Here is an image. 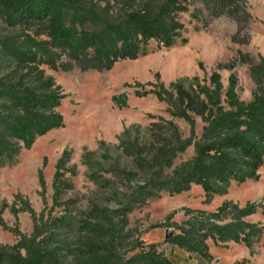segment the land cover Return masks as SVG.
I'll list each match as a JSON object with an SVG mask.
<instances>
[{"label":"trees","instance_id":"1","mask_svg":"<svg viewBox=\"0 0 264 264\" xmlns=\"http://www.w3.org/2000/svg\"><path fill=\"white\" fill-rule=\"evenodd\" d=\"M204 13L239 24L250 19L242 0H0V22L11 30L0 36V164L12 162L37 139L64 128L58 110L65 95L45 68L110 71L118 62L145 54L152 42L166 49L178 41L185 44L183 16L199 22ZM225 69L231 71L233 65ZM249 74L255 89L247 103L237 95L236 76L229 75L224 89L218 70L211 73L208 84L193 77L167 87L151 83L152 89L136 91L137 97L153 95L165 103L168 115L150 124L149 144L131 141L128 130L121 136L120 147L145 175L144 184L125 197L119 210L92 206L77 224L68 215H37L17 194L12 212L29 213L32 232L26 236L14 230L19 240L10 247L0 246V264H178L156 244L134 237L127 230V215L163 192L172 197L196 186L209 200L225 195L232 182L259 180L264 165V58L249 68ZM113 101L119 108L127 107L124 94ZM175 120L188 125L187 137ZM189 148L193 157L175 166ZM69 156L64 151L56 164L54 204L66 186L62 178ZM121 173L130 181L134 178L132 173ZM38 180L44 202L41 172ZM185 211L188 218L182 223L170 224L171 215L153 228L171 229L165 243L208 263L212 260L208 242L251 248L264 233L263 226L247 221L259 211L264 215L262 203L241 207L224 202L213 212ZM73 225L76 236L70 239ZM0 226L5 228L1 217Z\"/></svg>","mask_w":264,"mask_h":264},{"label":"rangeland","instance_id":"2","mask_svg":"<svg viewBox=\"0 0 264 264\" xmlns=\"http://www.w3.org/2000/svg\"><path fill=\"white\" fill-rule=\"evenodd\" d=\"M242 3L250 14L248 21L239 24L225 16L214 19L204 13L201 21L190 22L189 15H184L185 44L178 41L166 49L152 42L145 54L136 60L118 62L110 71H81L75 67L69 72H55L45 68L65 95L58 110L63 116L64 128L37 139L31 149L21 150L12 162L0 164V217L5 226H0V246L10 247L19 240L14 230L26 236L32 232L29 213L12 212L17 194L29 202L37 215L43 213L45 218L68 215L77 224L81 214L92 206L113 212L119 210L125 197L144 184L145 175L136 167L133 157L124 153L120 139L128 130L131 141L149 144L150 124L159 122L160 118L168 119L165 103L153 95H135L143 87L153 88L148 84L162 83L167 87L172 82L193 77L208 84L211 73L218 70L224 89L233 73L239 99L245 103L251 101L255 85L249 68L258 64L260 57L264 58V0H242ZM10 32L0 22V36ZM230 64L231 71L225 69ZM122 94L126 96L125 108L117 107L113 101L114 96ZM174 122L187 137L188 125L181 120ZM64 151L70 154L62 178L66 186L54 204L53 177ZM193 155V148H189L174 165ZM40 172L46 184L44 202L39 195ZM121 172L132 173L134 178L130 181ZM259 176L258 181L232 182L225 195L212 196L209 200L196 186L172 197L163 192L127 215V230L134 237L139 235L146 244H156L159 252L178 264H264V233L251 248L232 243L217 247L208 242L212 256L208 263L165 243L171 229L153 228L165 224L171 215L170 224L182 223L188 218L185 210L213 212L224 202L241 207L246 203L264 204V165ZM247 221L264 227V215L260 211ZM76 230L73 225L68 233L70 239L76 236Z\"/></svg>","mask_w":264,"mask_h":264}]
</instances>
